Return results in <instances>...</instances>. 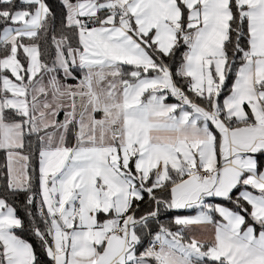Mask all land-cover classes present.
<instances>
[{
    "label": "snow or ice",
    "instance_id": "6c2138e0",
    "mask_svg": "<svg viewBox=\"0 0 264 264\" xmlns=\"http://www.w3.org/2000/svg\"><path fill=\"white\" fill-rule=\"evenodd\" d=\"M0 161V264H264V0H0Z\"/></svg>",
    "mask_w": 264,
    "mask_h": 264
},
{
    "label": "crops",
    "instance_id": "0c3cea01",
    "mask_svg": "<svg viewBox=\"0 0 264 264\" xmlns=\"http://www.w3.org/2000/svg\"><path fill=\"white\" fill-rule=\"evenodd\" d=\"M182 214H188V213H182Z\"/></svg>",
    "mask_w": 264,
    "mask_h": 264
},
{
    "label": "trees",
    "instance_id": "16d2710c",
    "mask_svg": "<svg viewBox=\"0 0 264 264\" xmlns=\"http://www.w3.org/2000/svg\"><path fill=\"white\" fill-rule=\"evenodd\" d=\"M0 163H2V161H0Z\"/></svg>",
    "mask_w": 264,
    "mask_h": 264
}]
</instances>
